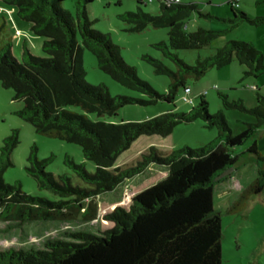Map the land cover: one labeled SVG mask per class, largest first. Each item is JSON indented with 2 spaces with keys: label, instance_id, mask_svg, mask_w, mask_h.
Wrapping results in <instances>:
<instances>
[{
  "label": "trees",
  "instance_id": "16d2710c",
  "mask_svg": "<svg viewBox=\"0 0 264 264\" xmlns=\"http://www.w3.org/2000/svg\"><path fill=\"white\" fill-rule=\"evenodd\" d=\"M0 2L15 7L18 18L30 24V30L42 38L41 50L45 54L33 55L24 41L21 58L17 60L9 42L0 47V84L13 91L14 101L23 102L16 114L38 134L78 145L84 159L95 164V172L89 173L84 163H75L67 155L64 157V164L82 182L93 187V190H81L72 186L66 175L56 177L46 172L53 156L37 160L33 146L27 157L26 171L40 190L51 192L58 200L27 194L3 179L4 172L13 165L11 154L18 144V132L12 131L0 147V218L12 222L7 229L19 228L31 221L75 218L82 208V198L110 192L151 164L165 166L168 170L162 179L133 195L128 207L116 206L107 213L104 218L112 227L101 235L64 233V238L76 241L48 239L43 248L0 251V264H222V218L221 212L213 206L214 187L220 182V176L230 172L244 154H237L236 148L244 145L264 124V97L257 92L255 106L248 109L241 99L229 102L221 95L225 107L255 118V122L247 123L236 134H232L221 111L209 113L204 95H199L197 105L187 112L167 111L141 121H91L85 114L100 118L115 115L128 104L173 103L179 89L189 88L186 86L189 78L198 79L208 69L222 68L233 59L244 67L243 78L258 77L264 73V57L251 43L228 40L212 55L197 56L192 65L174 52L200 50L242 22L257 25L264 18H248L237 9V2L230 0L231 17L224 20L229 24L227 28L198 27L189 32L186 22L198 11L196 3L158 0V13L153 14L141 9L149 0H135L138 9L119 16L130 25V31L140 32L147 26L167 29V41L153 46L171 60L175 68H169L158 58L142 56L154 74L170 78L165 94H160L137 75L134 66L122 59L119 47L108 35L93 28L94 22L88 19L84 6L77 7L73 16L62 7L64 0ZM83 50L95 57L97 67L113 81L146 98L112 97L105 85L87 83L82 66ZM68 106L78 107L84 114L70 111ZM196 119H202L208 127L217 130V136L207 144L194 149L180 148L163 156H157L156 149L149 147L135 166L114 167L117 158L140 136L164 138L178 124ZM245 152L260 161L264 159L256 140ZM263 191L264 166L258 163L256 178L242 190L226 213L240 212L252 195Z\"/></svg>",
  "mask_w": 264,
  "mask_h": 264
},
{
  "label": "rangeland",
  "instance_id": "374dc122",
  "mask_svg": "<svg viewBox=\"0 0 264 264\" xmlns=\"http://www.w3.org/2000/svg\"><path fill=\"white\" fill-rule=\"evenodd\" d=\"M182 3H196L198 11L193 12L186 22V30L195 31L198 27L211 30H224L228 23L224 20L231 17L230 0H175ZM237 9L250 19L264 18V0H235ZM86 8V15L93 21V28L109 36L112 43L119 47L122 59L136 69L137 75L147 81L160 94H165L170 78L165 75H156L151 65L142 56L148 55L158 58L169 68L174 69V63L165 58L153 45L167 41L166 28H154L147 26L140 32L130 31V25L120 19V15L126 11L138 9L135 0H91L89 4L84 0H64L62 7L76 14V8ZM158 0L147 2L141 9L144 12L158 13ZM79 40V36L77 35ZM228 40H238L251 43L262 52L264 57V20L257 25L242 22L238 27L226 35L216 38L210 45L200 50H178L174 53L187 64H194L197 56L206 57L212 55L217 48L222 47ZM26 42L30 52L35 56H45L41 50L42 38L30 30V24L20 20L17 9L0 2V47L6 43L11 44V53L20 60L22 43ZM82 66L85 71L84 80L91 85L103 84L108 89L110 96H127L134 99H145L146 96L125 88L102 72L96 63L95 57L87 50L82 53ZM244 67L233 59L222 68H210L198 79L189 78L186 86L189 94L179 89L173 103L158 101L155 104L141 105L128 104L119 108L112 116L96 117L94 114H85L91 121L103 120L111 123L125 121H141L153 118L167 111L187 112L198 103V96L204 95L208 102L210 114L221 111L227 126L232 134L241 132L247 123L255 122L250 114L230 109L223 105L224 95L229 102L241 99L246 108H252L256 104V93L264 97V73L258 77L243 78ZM186 96L191 103L184 102ZM13 91L5 89L0 84V147L3 139L12 131L18 132V144L11 154L12 166L3 174L6 183L15 184L27 194L46 198L50 201L58 200V197L46 190H40L36 180L28 174L27 157L34 146L37 160H43L53 156L45 171L54 176L66 175L72 186H78L81 190H93V187L82 182L75 173L64 164L67 155L75 163H84L89 173L95 172V164L85 160L78 145L38 134L33 127L21 119L16 112L23 107L22 101L12 99ZM68 110L77 114L83 111L74 106H68ZM217 136L214 127H208L202 119H196L190 123H181L174 127L171 134L161 138L159 136H140L123 152L116 160L114 167L121 169L136 165L141 159V154L147 152L149 147H154L157 156H163L180 148H198ZM253 140L257 141L258 149L264 158V124L257 130L252 138L240 147L237 154L244 152L238 163L230 172L222 174L219 183L214 187L213 206L221 212L222 218V264H264V191L258 195H252L240 212L226 213L227 208L233 203L244 188H246L257 176L258 163L264 166V159L258 160L253 154L245 152ZM167 168L157 164H151L144 172L126 179L114 190L100 195H91L81 199L82 208L75 218L51 221H31L19 228L8 230L12 222L0 218V251L9 249L27 250L43 248V243L48 239H65L75 242L71 238H64V233L84 232L92 235L101 233L112 227V223L104 216L116 206L128 207L130 200L139 191L162 179ZM74 198V197H73ZM87 209V214H85Z\"/></svg>",
  "mask_w": 264,
  "mask_h": 264
},
{
  "label": "built area",
  "instance_id": "2783aa9c",
  "mask_svg": "<svg viewBox=\"0 0 264 264\" xmlns=\"http://www.w3.org/2000/svg\"><path fill=\"white\" fill-rule=\"evenodd\" d=\"M150 1H151V0H149V2H150ZM189 92H190L189 88H186V89L184 90V93H185V94H189ZM182 100H183L184 102H188V103H191V102H192V100H191L190 98L186 97V96H184Z\"/></svg>",
  "mask_w": 264,
  "mask_h": 264
}]
</instances>
